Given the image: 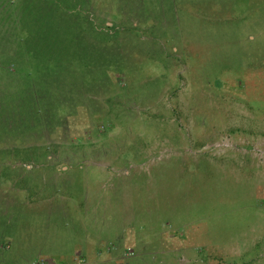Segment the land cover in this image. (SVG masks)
<instances>
[{
	"label": "rangeland",
	"instance_id": "obj_1",
	"mask_svg": "<svg viewBox=\"0 0 264 264\" xmlns=\"http://www.w3.org/2000/svg\"><path fill=\"white\" fill-rule=\"evenodd\" d=\"M0 264H264V0H0Z\"/></svg>",
	"mask_w": 264,
	"mask_h": 264
},
{
	"label": "trees",
	"instance_id": "obj_2",
	"mask_svg": "<svg viewBox=\"0 0 264 264\" xmlns=\"http://www.w3.org/2000/svg\"><path fill=\"white\" fill-rule=\"evenodd\" d=\"M23 79H25V78H23ZM23 111V110H22Z\"/></svg>",
	"mask_w": 264,
	"mask_h": 264
}]
</instances>
